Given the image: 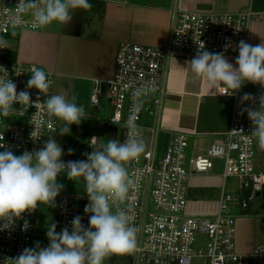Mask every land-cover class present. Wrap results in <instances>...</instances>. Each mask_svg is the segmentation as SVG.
Wrapping results in <instances>:
<instances>
[{"label":"built area","instance_id":"2783aa9c","mask_svg":"<svg viewBox=\"0 0 264 264\" xmlns=\"http://www.w3.org/2000/svg\"><path fill=\"white\" fill-rule=\"evenodd\" d=\"M19 2L0 0V40L7 42V48L0 47V75L10 78L17 85V92L27 90L33 102L38 96L41 101L36 107L31 103L15 104L16 111L7 117L0 115V143L21 155L24 150L39 149L49 136L55 135L54 139L64 149L63 161L85 160L86 156L76 155L74 151L68 154V149L73 146L61 139L59 120L48 117L42 107L47 96L26 87L33 69H40L51 81L47 95H53L55 73L36 64H22L12 57L17 50L15 34L41 28L34 22L31 11H20ZM16 14L22 16L23 24L11 23ZM263 19L264 12L252 7L236 13H199L173 8L165 46L132 42L119 46L115 75L107 88V97L112 104L109 123L123 127L127 137L130 132L127 121L131 116L136 124L135 134L144 142L145 151L125 165L133 186L128 193L129 199L120 205L139 228L137 247L131 252L107 257L104 264H116V259L122 256H128L132 264H264V245H257L251 255H243L237 248L239 217L248 213L258 197L264 196V150L259 148L252 135L247 113L239 114L238 101L244 93L239 91L232 95L231 127L204 153L191 155L189 134L167 130L162 115L167 95L166 70L171 55L195 56L203 49L212 53L224 52L225 56L238 55L234 48L241 40L248 43L250 24ZM229 42L232 47L225 51ZM146 82H151L153 90L141 98L142 107L136 112L133 89L129 84L140 86ZM101 92L100 86L94 89L91 96L94 105L100 103ZM250 94L258 96L259 93ZM49 121H52L51 128ZM164 134L168 139L161 144ZM4 150L0 148V151ZM215 159L223 161L218 209L214 214L190 213V179L209 174L215 167ZM229 178L236 180L235 190L227 191ZM88 202L87 195L61 192L55 203L53 222L57 225L56 231L60 232L65 226L70 229V222L76 215L82 217V223L87 227L89 215L84 208ZM24 220L30 225L26 231L21 230ZM38 225L36 209L25 212L23 219L16 220L13 229L0 231V264H11L7 258H14L24 248L32 247L34 237L47 238L38 233ZM200 237H206L205 245H199Z\"/></svg>","mask_w":264,"mask_h":264},{"label":"clouds","instance_id":"9594fccd","mask_svg":"<svg viewBox=\"0 0 264 264\" xmlns=\"http://www.w3.org/2000/svg\"><path fill=\"white\" fill-rule=\"evenodd\" d=\"M19 5L21 12L31 11L34 22L42 27L53 22L67 25L76 11L91 7L89 0H20ZM11 23L21 25L24 21L16 14ZM0 47L7 48V42L0 40ZM229 47H232L231 42L225 45V51ZM234 50L238 52L234 64L224 52L203 49L186 61V69L206 81L211 89L218 90V94L235 95L246 83L260 86L262 91L258 96L250 93L240 96L238 107L240 115L247 113L252 135L264 150V38L257 45L241 40ZM50 86L47 73L33 69L27 89H37L47 96L42 101L46 115L62 122L61 136L70 134L71 126L84 120L85 110L75 102V97L47 95ZM129 87L133 89V109L138 112L143 103L141 98L152 91L153 86L146 82L140 86L130 83ZM39 101L38 96L33 102L27 90L17 92V85L0 75V115L7 117L16 111L15 104L31 103L36 107ZM246 103L249 106H245ZM48 127H52V121L48 122ZM127 127L130 132L122 142L109 139L100 150L85 153V160L63 161L64 149L54 139L55 135L49 136L39 149L24 150L21 155L0 143V148L5 149L0 151V231L13 229L16 220L23 219L25 212H34L40 206L55 207L56 198L64 189L58 182L61 174L73 181L82 179L89 201L84 208L89 215L87 227L79 215L71 220L70 229L65 226L60 232L56 231L55 222L49 223L46 247L37 241L34 247H26L18 256L6 261L11 264H104L107 257L131 252L137 247L139 228L120 205L129 199L128 193L133 186L125 165L139 157L145 145L135 134L136 124L131 116ZM72 153L73 149L69 148L68 154ZM29 227V222L24 220L21 230Z\"/></svg>","mask_w":264,"mask_h":264},{"label":"crops","instance_id":"0c3cea01","mask_svg":"<svg viewBox=\"0 0 264 264\" xmlns=\"http://www.w3.org/2000/svg\"><path fill=\"white\" fill-rule=\"evenodd\" d=\"M89 3L91 7L76 11L67 25L53 22L39 30L17 32V50L12 57L22 64H36L54 72V94H63L69 99L75 97V102L85 110L84 120L91 122L100 121L105 109L106 113L112 114L107 88L115 75L116 56L121 43L165 46L173 8L199 13H236L252 7L255 11L264 12V0H89ZM261 38H264V19L250 24L248 43L257 45ZM236 56L226 57L234 64ZM192 58L194 55L182 53L169 58L167 95L162 115L167 130L189 134V153L194 155L204 153L229 131L234 98L218 94V90L211 89L206 81L188 71L186 61ZM97 86L102 92L100 103L94 105L91 96ZM261 91L259 85L251 83H246L240 90L242 93ZM108 124L113 125L109 121ZM167 139V134H164L161 144H165ZM97 141V136H92L90 145L95 146ZM222 181V172H215L214 168L209 174L191 177L189 212L216 213L218 198L211 203H204L202 198L204 191ZM45 240L48 245V239ZM257 245H264V196L258 197L248 213L237 221L238 251L251 255Z\"/></svg>","mask_w":264,"mask_h":264},{"label":"rangeland","instance_id":"374dc122","mask_svg":"<svg viewBox=\"0 0 264 264\" xmlns=\"http://www.w3.org/2000/svg\"><path fill=\"white\" fill-rule=\"evenodd\" d=\"M111 102V101H110ZM97 114V111H95ZM111 114L106 113V109L100 115V121L92 120H82L79 125L73 124L70 128V134H66L61 136L62 140H67L72 146L74 154H78L81 156H85V153H89L92 149H101L104 144H106L107 140L115 139L120 140L121 142L126 137V130L122 127L109 125L108 121L110 120ZM60 122V129L63 124ZM96 135L98 141L95 146L90 145V139L92 136ZM215 172H222L223 170V161L219 159H215ZM58 182L64 185V189L62 192L68 193H81L86 195L84 192V182L82 179H78L76 181L69 180L65 174H61L58 176ZM223 183V181H222ZM221 184L214 186V188L204 191V196L202 201L204 203H211L213 199L218 198L220 194ZM236 188V180L233 178H229L227 181V191L235 190ZM201 205V203L199 204ZM210 209L212 208L209 206ZM54 212L55 207H43L40 206L37 208V219H38V233L40 235H46L47 226L49 223H52L54 220ZM46 237L45 236H37L33 238L32 247L35 246V242L39 241L42 247H46ZM203 241V242H202ZM202 242V243H201ZM207 242L206 237H200L199 245H205ZM116 264H132V260L128 256L118 257L116 259Z\"/></svg>","mask_w":264,"mask_h":264}]
</instances>
